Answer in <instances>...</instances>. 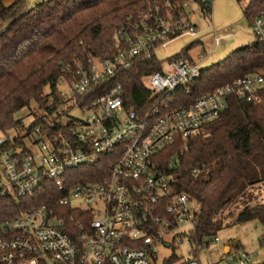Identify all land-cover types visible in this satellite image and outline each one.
Returning <instances> with one entry per match:
<instances>
[{
    "label": "built area",
    "instance_id": "2783aa9c",
    "mask_svg": "<svg viewBox=\"0 0 264 264\" xmlns=\"http://www.w3.org/2000/svg\"><path fill=\"white\" fill-rule=\"evenodd\" d=\"M192 4L182 0L181 6L166 2L164 9L153 4L139 10L116 29L112 56L66 67L72 79L59 83L64 109L70 108L63 129L44 136L39 126L30 131L28 125L13 138L0 133V200L15 205L0 223V264H201L198 249L220 242L217 236L196 241L200 204L174 191L170 171L177 158L161 168L158 154L216 120L229 97L260 103L264 70L184 98L192 95L201 64L219 44L214 36L209 52L162 58L174 40L199 36L188 16L175 17L178 9L187 15ZM249 27L264 44V8ZM140 60L158 69L143 78L147 97L132 101L117 77ZM101 155L113 158L105 176L85 172L91 179L69 185L76 180L73 171L92 166ZM44 183L59 194L51 196L58 210L49 202L32 206ZM184 243L190 247L185 258L160 255ZM226 256L215 264L250 262L238 249L229 248Z\"/></svg>",
    "mask_w": 264,
    "mask_h": 264
},
{
    "label": "trees",
    "instance_id": "16d2710c",
    "mask_svg": "<svg viewBox=\"0 0 264 264\" xmlns=\"http://www.w3.org/2000/svg\"><path fill=\"white\" fill-rule=\"evenodd\" d=\"M5 1L0 0V21L5 24L0 30V133L21 129L22 122L15 119V114L27 109L32 118L28 129L39 126L44 136L63 129L64 114L70 110L64 109L59 89L60 81L72 79L66 67L73 70L74 62L112 56L117 50L116 29L135 19L139 10L153 4L164 9L166 2L174 6L182 3V0H41L26 8L24 0L9 6L4 5ZM192 1L202 11L210 10L208 0ZM262 8L264 0H248L244 12L249 23ZM186 16L180 9L175 15ZM188 49L183 56L190 59ZM139 62L142 66L139 63L120 71L117 77L132 101L147 97L143 78L158 69L155 62ZM262 70L264 44L254 40L202 69L192 85V95L184 98L194 99ZM174 158L177 165L170 171L174 191L187 193L200 204L196 241L216 236L223 220L234 217L233 212L224 214V211L233 205L239 193L264 189V94L258 104L229 97L227 107L216 120L201 127L184 144L176 139L159 152L157 160L164 168ZM112 161L111 156L101 155L92 166L73 171L76 180L69 185L91 179L85 172L96 174L97 179L105 176ZM206 168L209 170L202 177ZM53 195L59 197L49 183H44L41 196L34 199L32 206L49 202L58 210L57 197ZM13 209L11 199L0 200V223L11 216ZM235 221L264 223V204L246 202Z\"/></svg>",
    "mask_w": 264,
    "mask_h": 264
},
{
    "label": "rangeland",
    "instance_id": "374dc122",
    "mask_svg": "<svg viewBox=\"0 0 264 264\" xmlns=\"http://www.w3.org/2000/svg\"><path fill=\"white\" fill-rule=\"evenodd\" d=\"M16 1L6 0L4 5L9 6ZM40 1L24 0L25 7L32 8ZM247 4L248 0H211L210 10L202 11L200 6L193 3L192 6L187 7L186 12L188 20L199 27V36L196 38L182 37L174 40L162 55V58L173 56L188 47V55L193 58L196 57L197 53L203 54L206 50L209 52L215 36L219 38V44L205 62L201 64V68H207L225 59L235 49L249 45L254 41V37L249 27L247 15L244 12ZM4 27L5 24L0 21V30ZM72 113L78 115L76 111ZM15 119L20 120L23 126H28L32 122L27 109L15 114ZM21 134V131L17 132L15 130L6 133L10 138ZM208 170L209 168L204 169L201 173L202 177L207 174ZM254 196H257L256 200ZM248 201L250 205H255V203L264 204V189L261 188L256 191L250 189L238 194L233 205L224 211V214L233 212L234 217L223 220L220 226L221 229L216 234L220 242L217 244L212 243L205 249H198V258L201 264H215L219 260L225 259L226 254L229 253V247L232 250L237 248L247 254L250 258L248 264H264V244L261 243L264 240V223L251 221L238 224L235 221L238 213ZM223 246H227L224 251ZM172 248L161 249L160 255L167 257L174 254L178 258H181V256L185 258L190 251V247L186 243L174 245Z\"/></svg>",
    "mask_w": 264,
    "mask_h": 264
},
{
    "label": "crops",
    "instance_id": "0c3cea01",
    "mask_svg": "<svg viewBox=\"0 0 264 264\" xmlns=\"http://www.w3.org/2000/svg\"><path fill=\"white\" fill-rule=\"evenodd\" d=\"M226 248H227V246H223V251H224ZM229 248H231V247H229Z\"/></svg>",
    "mask_w": 264,
    "mask_h": 264
},
{
    "label": "water",
    "instance_id": "95a60500",
    "mask_svg": "<svg viewBox=\"0 0 264 264\" xmlns=\"http://www.w3.org/2000/svg\"><path fill=\"white\" fill-rule=\"evenodd\" d=\"M208 3H211V0H208Z\"/></svg>",
    "mask_w": 264,
    "mask_h": 264
}]
</instances>
